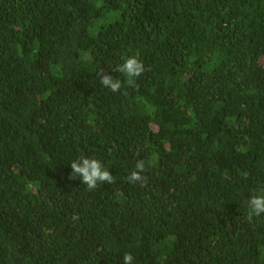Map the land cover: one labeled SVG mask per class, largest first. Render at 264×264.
Masks as SVG:
<instances>
[{"label": "trees", "instance_id": "16d2710c", "mask_svg": "<svg viewBox=\"0 0 264 264\" xmlns=\"http://www.w3.org/2000/svg\"><path fill=\"white\" fill-rule=\"evenodd\" d=\"M261 189L264 0H0V264H264Z\"/></svg>", "mask_w": 264, "mask_h": 264}, {"label": "clouds", "instance_id": "9594fccd", "mask_svg": "<svg viewBox=\"0 0 264 264\" xmlns=\"http://www.w3.org/2000/svg\"><path fill=\"white\" fill-rule=\"evenodd\" d=\"M115 71L124 74L128 78V84L131 85L135 82V78L141 76L145 71V66L137 56L133 55L125 59ZM97 75L100 77L101 85L110 91L115 93L121 89V81L113 78L104 70H101ZM70 167L72 171L69 179L81 178L88 190H94L103 183H114V177L111 172L95 158L80 157L73 160L70 163ZM144 171H146L145 161L138 160L135 164V169L127 177V181L133 184L145 181L146 177L142 175ZM248 205L250 211L247 215V220L249 222L253 220V217H259L264 214V189H261L259 194L253 192L251 197L248 198ZM123 260L124 264H132V254L125 253Z\"/></svg>", "mask_w": 264, "mask_h": 264}]
</instances>
